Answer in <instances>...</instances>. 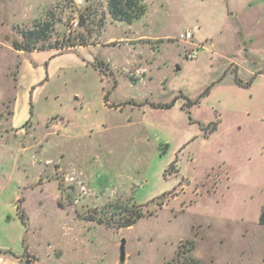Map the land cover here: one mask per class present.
Wrapping results in <instances>:
<instances>
[{
  "label": "rangeland",
  "instance_id": "obj_1",
  "mask_svg": "<svg viewBox=\"0 0 264 264\" xmlns=\"http://www.w3.org/2000/svg\"><path fill=\"white\" fill-rule=\"evenodd\" d=\"M145 5L126 24L106 0H0V264H191L188 240L196 263H242L264 201V0Z\"/></svg>",
  "mask_w": 264,
  "mask_h": 264
},
{
  "label": "trees",
  "instance_id": "obj_2",
  "mask_svg": "<svg viewBox=\"0 0 264 264\" xmlns=\"http://www.w3.org/2000/svg\"><path fill=\"white\" fill-rule=\"evenodd\" d=\"M107 1V10L109 16L119 22H123L126 24H131L134 21L138 20L146 11L145 0H106ZM72 3V2H71ZM88 16V15H86ZM86 16H81L80 26L85 28L83 24L86 23ZM51 25L49 23H45L42 25H37L33 30H28L23 33V40L19 43H14L13 47L17 51L22 52H31L35 50V43L40 41L47 40V33L50 31ZM86 29V33H89V29ZM83 44H80L82 46ZM76 46V45H73ZM241 85L242 83H238ZM177 97L173 98V100L169 104H157L156 108H165L170 109L173 107L174 103L176 102ZM194 102H188V105H193ZM61 207V204H58ZM20 209L18 208V212ZM21 218H23L22 214H19ZM144 214L142 212L136 210H130L128 212V216H124L122 222L117 225V228H128L133 226L139 219L143 218ZM24 223V220H23ZM259 224L264 227V207L259 217ZM188 247H184L182 252L179 255H186V259L191 261V264H198L194 260H192L189 256L193 249V245L191 242L186 243Z\"/></svg>",
  "mask_w": 264,
  "mask_h": 264
},
{
  "label": "crops",
  "instance_id": "obj_3",
  "mask_svg": "<svg viewBox=\"0 0 264 264\" xmlns=\"http://www.w3.org/2000/svg\"><path fill=\"white\" fill-rule=\"evenodd\" d=\"M145 36L143 35L141 37L146 38ZM256 76L261 77L260 73H257L255 77ZM262 76H264V74ZM219 167H222V166H219ZM226 174L228 177V172H226ZM220 182H221V179H218L217 182L215 183V186L212 191L213 193H215V191L217 190V185ZM191 203H193V201H191ZM248 205H251V204L249 203ZM251 206H248L247 208L251 210ZM263 207H264V201L259 205L258 208L254 207V219H253V222H255L254 227L248 226L249 222L246 216L242 215V219H240V221L242 222V226H241L242 229L238 233V242H239V245L241 246L238 250V257L240 258V260H242L241 264H257V263L264 264V260H263L264 259V227H262L259 224V217L263 210ZM224 235H227V236H224ZM232 236H233V232L223 234L220 236V241L227 243V240ZM188 242L192 243V245L194 246L192 250L194 251L195 242L193 240H188ZM256 253H258V256H256Z\"/></svg>",
  "mask_w": 264,
  "mask_h": 264
},
{
  "label": "built area",
  "instance_id": "obj_4",
  "mask_svg": "<svg viewBox=\"0 0 264 264\" xmlns=\"http://www.w3.org/2000/svg\"><path fill=\"white\" fill-rule=\"evenodd\" d=\"M82 0H71L72 4L75 6H79L81 4ZM73 26L77 27V22H73ZM177 40L179 42H182L184 44H188L192 46V40H193V33L190 30H184L182 31L178 36ZM198 55V47H193L192 49L189 48L185 51V57L187 60H195Z\"/></svg>",
  "mask_w": 264,
  "mask_h": 264
},
{
  "label": "water",
  "instance_id": "obj_5",
  "mask_svg": "<svg viewBox=\"0 0 264 264\" xmlns=\"http://www.w3.org/2000/svg\"><path fill=\"white\" fill-rule=\"evenodd\" d=\"M120 256H121V260H124V240L121 241Z\"/></svg>",
  "mask_w": 264,
  "mask_h": 264
}]
</instances>
